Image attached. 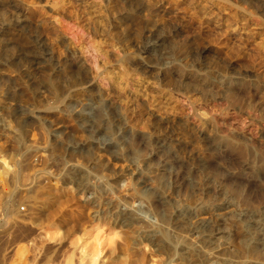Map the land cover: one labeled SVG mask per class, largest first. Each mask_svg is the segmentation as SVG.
<instances>
[{
  "label": "rangeland",
  "instance_id": "1",
  "mask_svg": "<svg viewBox=\"0 0 264 264\" xmlns=\"http://www.w3.org/2000/svg\"><path fill=\"white\" fill-rule=\"evenodd\" d=\"M0 160V264H264V0H0Z\"/></svg>",
  "mask_w": 264,
  "mask_h": 264
},
{
  "label": "bare ground",
  "instance_id": "2",
  "mask_svg": "<svg viewBox=\"0 0 264 264\" xmlns=\"http://www.w3.org/2000/svg\"><path fill=\"white\" fill-rule=\"evenodd\" d=\"M152 46L153 47L157 46V43H153L152 45H149V48L144 52V54L148 55L149 51L150 52L152 51V49H151V48H153ZM49 56H51L50 51H45L43 53V59H45L46 57H49ZM145 66L147 68H153V66H155V65L153 62H148V63H145ZM1 162L2 161L0 160V163ZM250 163L251 162L246 161L245 165L247 167H251ZM157 170L158 169L156 167H153V166L149 165L148 163L145 166V171H148L149 173H153ZM71 177H73V179L75 181H77V183H79L80 185H87L84 183L85 179H83V177L80 174H76V175H73ZM147 183H152V185L154 187V191H155V198L157 199L158 202H160L161 204H163L166 207V213L162 217L164 225L155 226L153 229L154 236H156V238H158L157 245H158V247H161V248L172 247L174 244H176L177 241H175L172 238L170 232L168 231L167 226L170 224V221L172 219V213H171V208L169 207V203L166 200V198L164 197V190H163L162 183L158 178L154 177L153 175L147 174L146 176L143 177V179H139L137 184L139 186V185H144ZM100 191L101 190L98 187H96L97 196H95L93 198H89V199L85 200L83 203L80 202L81 205H79V206H83L87 209H93L94 210L93 219L101 217V214L104 213L102 208L105 204L103 205V201L101 199V196L98 195ZM50 195L52 196L51 199H52V202L54 204V205H52L53 208L54 207L58 208V207L63 205V203H64L63 199L64 198H63V196H61V194H59L57 191H55V192L51 193ZM44 198H46V196ZM44 201H47V200L45 199ZM69 202L77 203L76 199L74 197H70ZM117 207H118L117 205H113L112 209H117ZM71 213L72 212H70V214ZM119 215H120L121 219L124 220V222H127L130 225H131V222L135 221V219H136L135 214L131 211H122L121 214H119ZM130 233H132V232L131 231L128 232L129 239H127L126 243L124 244V249L127 250L126 252L128 253L129 256L133 255L132 253L129 252V251H131V247H130L131 234ZM189 249H191V248H189ZM145 259H146L145 257L134 258L132 260V264H144ZM92 260L95 261V259H92Z\"/></svg>",
  "mask_w": 264,
  "mask_h": 264
}]
</instances>
